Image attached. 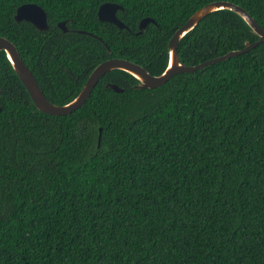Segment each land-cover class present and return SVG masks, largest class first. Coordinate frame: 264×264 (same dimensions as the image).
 Listing matches in <instances>:
<instances>
[{
	"label": "trees",
	"instance_id": "16d2710c",
	"mask_svg": "<svg viewBox=\"0 0 264 264\" xmlns=\"http://www.w3.org/2000/svg\"><path fill=\"white\" fill-rule=\"evenodd\" d=\"M107 1L129 28L99 19ZM213 1L0 0V35L63 105L113 57L163 73L173 34ZM228 1L264 27V0ZM27 2L47 11V30L15 19ZM145 17L157 23L137 34ZM259 38L224 8L178 50L194 65ZM138 83L113 69L82 107L54 115L0 52V264H264V42L160 87Z\"/></svg>",
	"mask_w": 264,
	"mask_h": 264
},
{
	"label": "water",
	"instance_id": "95a60500",
	"mask_svg": "<svg viewBox=\"0 0 264 264\" xmlns=\"http://www.w3.org/2000/svg\"><path fill=\"white\" fill-rule=\"evenodd\" d=\"M224 8L231 9L242 16L251 26V28L260 36V38L252 43L247 42L246 46L242 49L231 50L226 54L217 56L209 60H205L198 64L187 65L186 63L182 62L178 50L179 43L182 37L189 31L193 30L209 13ZM123 9L124 7L119 3L110 1L104 2L98 9L99 19L102 21L111 22L120 28H129L117 14L119 10ZM15 19L18 22L27 20L42 31L47 30L50 27L48 23L47 11L41 5L35 2H27L20 5L17 8ZM151 22L155 24L157 23L154 18H143L140 21L139 30L136 33L141 34L147 27V25ZM58 26L64 32H68L70 30L66 20L58 22ZM78 31L81 33L96 36L101 39V37L97 36L93 32H89L86 30ZM262 42H264V27L260 25V23L243 6L228 0L213 1L197 10L188 19V21L173 34L169 41V65L163 73L159 75H153L146 67L142 66L140 63H136L126 58L113 57L100 62L91 72L80 93L72 101L63 105L55 104L47 97L34 72L23 59L17 45L9 38L1 35L0 52L5 51L7 53V56L11 61L14 69L16 70L18 76L25 84L33 101L40 110L54 115H68L82 107L87 102L99 80L107 72L113 69H122L137 77L140 81V83L136 85V88L138 89L155 88L164 85L176 74L184 72H194L215 62L226 60L232 56H237L239 54L248 52L251 49L257 47ZM107 85L118 92L124 91V88L120 87L116 83H108ZM1 93L2 91H0V94ZM1 110L2 107L0 106V111Z\"/></svg>",
	"mask_w": 264,
	"mask_h": 264
}]
</instances>
